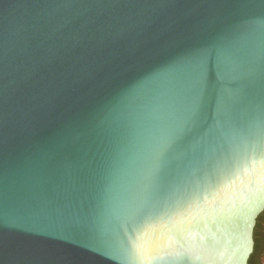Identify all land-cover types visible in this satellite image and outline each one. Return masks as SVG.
I'll return each instance as SVG.
<instances>
[{
    "label": "water",
    "instance_id": "obj_1",
    "mask_svg": "<svg viewBox=\"0 0 264 264\" xmlns=\"http://www.w3.org/2000/svg\"><path fill=\"white\" fill-rule=\"evenodd\" d=\"M264 211V0H0V264H249Z\"/></svg>",
    "mask_w": 264,
    "mask_h": 264
},
{
    "label": "trees",
    "instance_id": "obj_2",
    "mask_svg": "<svg viewBox=\"0 0 264 264\" xmlns=\"http://www.w3.org/2000/svg\"><path fill=\"white\" fill-rule=\"evenodd\" d=\"M264 233V211L257 218L254 229V251L250 256L249 264H264V240L261 236Z\"/></svg>",
    "mask_w": 264,
    "mask_h": 264
},
{
    "label": "flooded vegetation",
    "instance_id": "obj_3",
    "mask_svg": "<svg viewBox=\"0 0 264 264\" xmlns=\"http://www.w3.org/2000/svg\"><path fill=\"white\" fill-rule=\"evenodd\" d=\"M262 237H263V240H264V233H262V235H261ZM255 243V242H254Z\"/></svg>",
    "mask_w": 264,
    "mask_h": 264
}]
</instances>
